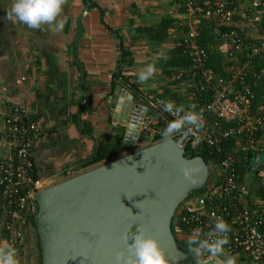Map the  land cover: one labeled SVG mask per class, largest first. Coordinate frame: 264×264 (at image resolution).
Here are the masks:
<instances>
[{
    "label": "crops",
    "instance_id": "1",
    "mask_svg": "<svg viewBox=\"0 0 264 264\" xmlns=\"http://www.w3.org/2000/svg\"><path fill=\"white\" fill-rule=\"evenodd\" d=\"M12 3L0 0V133L6 109H27L41 128L31 162L46 187L85 171L80 163L94 155L96 146L120 148L125 97L132 96V107H145V116L155 118L159 127L168 118L146 101L147 95L184 109L192 106L188 82H172L173 71L167 75V63L184 34L174 0H66L62 17L67 23L58 33L9 20L5 12ZM166 18L172 25L162 37L158 26ZM120 46L128 51L123 63ZM224 48L220 43L222 55ZM150 64L156 72L141 84L138 74ZM259 149L264 155V131ZM245 179H252L249 171Z\"/></svg>",
    "mask_w": 264,
    "mask_h": 264
},
{
    "label": "built area",
    "instance_id": "2",
    "mask_svg": "<svg viewBox=\"0 0 264 264\" xmlns=\"http://www.w3.org/2000/svg\"><path fill=\"white\" fill-rule=\"evenodd\" d=\"M240 1L174 0L173 10L184 30L179 45L189 66L173 71L170 80L187 81L198 93L202 103L198 112H203L205 126L199 131L189 127L171 138L185 133L182 148L186 141L202 143L222 159L212 184L207 185L209 177L199 193L177 207L172 218L175 233L186 243L195 229L202 232L201 238H207L216 220L222 218L231 228L223 255L234 258L236 264H264V165L250 173L251 180L245 179L252 155L263 152L259 145L264 131V0H251L246 6ZM205 22L225 46L224 74L206 67L208 56L201 46ZM243 28L252 34L248 36ZM145 99L160 108L168 102L151 94ZM86 103L82 100L80 105ZM165 115L169 122L174 119ZM167 124L159 127L155 118L144 115L140 126L146 133L144 142L134 148L153 144ZM40 135V126L25 107L6 109L0 133V242L16 224L26 225L28 217L37 212L34 195L46 186L35 177L31 151ZM248 154L247 171L241 178L235 156ZM206 254L200 258L202 262L218 264Z\"/></svg>",
    "mask_w": 264,
    "mask_h": 264
},
{
    "label": "water",
    "instance_id": "3",
    "mask_svg": "<svg viewBox=\"0 0 264 264\" xmlns=\"http://www.w3.org/2000/svg\"><path fill=\"white\" fill-rule=\"evenodd\" d=\"M125 99L119 152L132 151L34 195L40 264H115V251L124 249L128 255L122 234L129 225L131 231L143 228L166 258H179L178 264L196 261L176 242L171 220L177 207L205 186L210 177L208 166L200 156H184L185 133L134 148L144 142L146 133L140 126L146 108L132 107V96ZM185 162L206 166L196 173L198 184H191L180 172ZM263 165L264 155L254 153L249 172Z\"/></svg>",
    "mask_w": 264,
    "mask_h": 264
},
{
    "label": "clouds",
    "instance_id": "4",
    "mask_svg": "<svg viewBox=\"0 0 264 264\" xmlns=\"http://www.w3.org/2000/svg\"><path fill=\"white\" fill-rule=\"evenodd\" d=\"M65 3L66 0H13L10 11H6L5 16L9 20L15 19L16 22L32 30H42V26H47L49 31L58 33L67 23V19L62 17V7ZM155 72L154 65L150 64L139 72L137 78L143 84L153 77ZM162 111L174 117L161 133L165 140L174 134L182 133L189 127L199 131L205 126L203 112L196 111L194 106L190 110H185L174 102L168 101L163 104ZM204 169L206 166L196 167L188 162L180 165L183 177L193 185L199 183L196 173ZM130 229L131 225L122 234L128 255H125L124 249L115 251V264H178L179 258H166L157 242L147 236L143 228L137 226L135 231ZM230 231L229 224L222 218L216 220L212 230L207 233V238H201L202 232L199 229L193 230L187 244L197 264H200V258L205 253L213 257L223 255L224 245L229 243L227 234ZM0 264H18L17 252L12 245L0 244ZM224 264H236V260L228 256Z\"/></svg>",
    "mask_w": 264,
    "mask_h": 264
},
{
    "label": "trees",
    "instance_id": "5",
    "mask_svg": "<svg viewBox=\"0 0 264 264\" xmlns=\"http://www.w3.org/2000/svg\"><path fill=\"white\" fill-rule=\"evenodd\" d=\"M203 23L201 25L202 26L201 27V46L205 50L208 56L206 67L212 70L214 73L224 74L225 72L223 70V67H224L225 59L223 55L221 54V51L219 50L220 42L214 38L212 27L206 22L205 24ZM171 25H172V21H170L168 18L162 20L160 22V25L158 26L161 28V30L159 31V34L161 35L162 33L161 36L165 37L164 34H166V32L164 33L163 30H165L167 27H170ZM162 37H155V38H162ZM180 41L181 40H179V42ZM174 49H175L174 55L173 57H171L170 62L167 63V64H170V68H171V69L169 68L167 75H169V72L177 71L181 67L189 66V61L182 54L181 46L178 44ZM119 52H120V61L123 63L125 62L126 56L128 55V51L126 49H123L120 46ZM192 90L193 89L190 88V93H191L190 96H191V101L193 104L192 106H190V108H186L185 110H190L194 106L195 110L198 111L200 109V106L202 105V103H200L201 98L197 92H194ZM162 139L164 138L162 137L160 133L159 135H156L153 138V141L156 142ZM118 149H119V145L117 144L110 145V146H105L103 144H100L96 146L94 155L91 158L84 160L80 163V168H82L83 170H86V169L88 170V168L91 169L93 168V166L95 167L105 162L111 161L117 158L118 156H121L120 154L122 153H120ZM183 150H184V156L187 158H191L194 156H200L204 160V162L206 163L210 171V181L207 182V185L212 184V181H213L212 179H214L216 173L220 169V161L222 159V156L216 151L208 148L202 143L191 145L190 141H186L184 143ZM250 157H251V154L235 156V166L241 178H243V176L245 175L247 171L246 166L249 162ZM196 193H199V191L194 192L193 194L195 195ZM26 224L27 225L30 224L31 226L34 227L33 217H28ZM171 229H172V233L175 237L176 242L187 253L192 254L189 251V246L185 242V240L175 233L174 225H173V218L171 220ZM38 254H39V260H40L39 247H38ZM183 264H197V260L194 261L193 259H189Z\"/></svg>",
    "mask_w": 264,
    "mask_h": 264
},
{
    "label": "rangeland",
    "instance_id": "6",
    "mask_svg": "<svg viewBox=\"0 0 264 264\" xmlns=\"http://www.w3.org/2000/svg\"><path fill=\"white\" fill-rule=\"evenodd\" d=\"M18 232L19 234H17ZM4 243L10 244L15 248L17 252L18 264H40L38 254V238L35 227L31 226L30 224H26L24 226L16 224L14 226V230L8 233V235L5 236V239H2L0 242V244ZM205 257L215 259L218 264H224V261L227 258L225 255L213 257L209 254H206ZM202 259H200V264H216L212 261L202 262Z\"/></svg>",
    "mask_w": 264,
    "mask_h": 264
}]
</instances>
